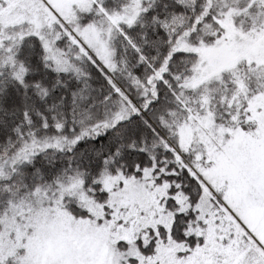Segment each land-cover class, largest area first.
I'll return each mask as SVG.
<instances>
[{"label": "snow or ice", "instance_id": "1", "mask_svg": "<svg viewBox=\"0 0 264 264\" xmlns=\"http://www.w3.org/2000/svg\"><path fill=\"white\" fill-rule=\"evenodd\" d=\"M0 264H264V0H0Z\"/></svg>", "mask_w": 264, "mask_h": 264}]
</instances>
